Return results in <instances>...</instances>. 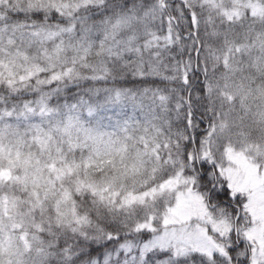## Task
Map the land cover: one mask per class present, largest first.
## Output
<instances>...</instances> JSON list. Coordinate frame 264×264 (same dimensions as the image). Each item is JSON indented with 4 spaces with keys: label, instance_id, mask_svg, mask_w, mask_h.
Masks as SVG:
<instances>
[{
    "label": "snow or ice",
    "instance_id": "snow-or-ice-1",
    "mask_svg": "<svg viewBox=\"0 0 264 264\" xmlns=\"http://www.w3.org/2000/svg\"><path fill=\"white\" fill-rule=\"evenodd\" d=\"M0 264H264V0H0Z\"/></svg>",
    "mask_w": 264,
    "mask_h": 264
}]
</instances>
